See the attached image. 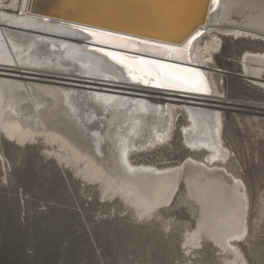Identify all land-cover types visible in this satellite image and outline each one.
<instances>
[{
  "label": "bare ground",
  "instance_id": "6f19581e",
  "mask_svg": "<svg viewBox=\"0 0 264 264\" xmlns=\"http://www.w3.org/2000/svg\"><path fill=\"white\" fill-rule=\"evenodd\" d=\"M170 1L0 0V70L14 74L0 73V135L18 146L43 141L50 157L100 187L101 201L121 199L140 219L172 206L182 186L196 180L187 175L189 165L225 175L227 194L213 186L223 181L204 182V215L184 245L198 249L208 237L230 254L228 264H248L238 244L249 235L250 199L244 181L227 168L233 153L215 75L225 69L216 54L225 37L264 41V0H174L193 5L178 23L172 18L180 3L173 10ZM241 63L243 76L264 89V51H246ZM23 73L60 75L66 83ZM179 117L189 151L182 162L133 161L134 153L171 143Z\"/></svg>",
  "mask_w": 264,
  "mask_h": 264
},
{
  "label": "rangeland",
  "instance_id": "374dc122",
  "mask_svg": "<svg viewBox=\"0 0 264 264\" xmlns=\"http://www.w3.org/2000/svg\"><path fill=\"white\" fill-rule=\"evenodd\" d=\"M170 2L173 10L178 7L179 18L174 11L177 18L172 19L180 20L175 23L193 11L191 4ZM248 50L264 51L263 39L224 38L223 50L216 54L217 64L225 69L215 72L222 91L217 104L224 114L225 143L233 153L227 168L244 181L250 199L249 235L238 246L248 264H264V89L243 76L241 59ZM8 72L0 70L14 75ZM23 74L27 79L66 83L60 75H52L54 79L44 73ZM183 123L179 117L171 143L152 153H134L133 161L182 162L189 155L180 134ZM44 148L43 141L18 146L0 135V264H228L230 254L208 237L198 249L184 243L204 215V182L223 181L213 186H225L215 188L227 194L230 178L189 165L187 175L197 182L183 185L172 206L140 219L121 199L101 201L97 184L83 182L73 168L50 157Z\"/></svg>",
  "mask_w": 264,
  "mask_h": 264
},
{
  "label": "water",
  "instance_id": "95a60500",
  "mask_svg": "<svg viewBox=\"0 0 264 264\" xmlns=\"http://www.w3.org/2000/svg\"><path fill=\"white\" fill-rule=\"evenodd\" d=\"M43 13H47V14H51V12L50 11H47V12H43ZM81 21V20H80ZM81 22H85V23H89V22H87V21H81ZM90 24H94V23H90ZM98 26H101V27H105V28H111V29H114V30H118V31H121L122 33L123 32H126V33H130V34H139V35H144V34H142L141 32H137V31H131V30H128V29H123V28H120V27H115V26H113V27H111V26H104V25H98ZM125 34V33H124ZM144 36H146V35H144ZM164 61H167V62H174V63H179V64H182V65H185L186 64V66H187V64L188 63H181L180 61H178V60H173L170 56H165V57H163L162 58Z\"/></svg>",
  "mask_w": 264,
  "mask_h": 264
},
{
  "label": "snow or ice",
  "instance_id": "6c2138e0",
  "mask_svg": "<svg viewBox=\"0 0 264 264\" xmlns=\"http://www.w3.org/2000/svg\"><path fill=\"white\" fill-rule=\"evenodd\" d=\"M193 39H195V37H193ZM189 43H191V42H189ZM158 47L168 48V46H166V45H158ZM168 50L169 51H177V52L182 51L181 49H168ZM109 55H111V53H109ZM145 63H147V62H145ZM159 67H161V68H167L168 66H166V65H160ZM182 71H187V70H182ZM167 75L168 74H166V78H167ZM196 75L202 77V74H200V73H197ZM161 86H165V85H161Z\"/></svg>",
  "mask_w": 264,
  "mask_h": 264
}]
</instances>
